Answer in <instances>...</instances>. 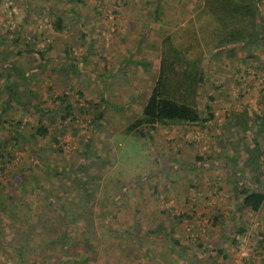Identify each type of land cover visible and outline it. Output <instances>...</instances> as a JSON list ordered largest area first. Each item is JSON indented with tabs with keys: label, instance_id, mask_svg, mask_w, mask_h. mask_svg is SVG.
<instances>
[{
	"label": "rangeland",
	"instance_id": "374dc122",
	"mask_svg": "<svg viewBox=\"0 0 264 264\" xmlns=\"http://www.w3.org/2000/svg\"><path fill=\"white\" fill-rule=\"evenodd\" d=\"M199 2L0 0V72L5 74L9 64L25 72L32 69L37 53L17 54L24 43L35 40L38 48L51 44L43 71L36 76L29 72L23 81L27 92H36L31 104L51 120L30 109L24 112L20 105H13L1 119L15 116L22 124L29 122V127H20L28 134L41 118L53 134L39 137L25 149L8 145L13 157L0 171V192L16 170L30 171L42 187L26 183L32 189L19 188L13 206L0 209V243L7 254L4 264H21L9 252L12 245L24 244L35 235L53 236L48 227L34 229V222L27 228L21 225L27 222L25 216L35 220V213H53L54 207L40 209L47 202V190L63 203L66 216L81 210L79 191L74 189L76 177L86 180L94 195L89 214H83L86 229L71 233L76 255L88 256L81 264H264V204L255 212L238 209L239 196L234 194L242 185L264 191L263 163L256 166L259 183L241 169L242 146L250 145L249 134L256 131L264 106V48L253 52L255 68L245 57L229 66L220 59L210 62L204 58L206 76L199 99L212 112L206 124H158L143 139L123 132L139 114L153 85L162 37L170 32L178 37L182 28L191 25ZM57 16L61 31L53 27ZM137 61L146 62V68L136 65ZM26 91L20 93L29 98ZM62 92L67 94L70 111L60 122L53 111L54 98ZM234 113L238 114L235 125L231 122ZM241 121L247 122L248 130L239 131ZM61 126L66 127L62 134L57 132ZM260 128L258 137L264 148V121ZM88 140L86 149L83 145ZM87 154L90 159L81 170L79 165ZM197 155L200 160L194 159ZM153 157L161 169L156 174L149 171ZM70 167L73 173L66 169ZM54 171L62 174L53 180ZM143 175L147 177L135 183ZM100 200L105 203L101 205ZM220 215L233 224H222ZM127 225L124 234L115 231ZM83 240L89 242L88 249ZM24 245V264H47L49 259L65 256L59 245L53 246L51 255L37 249L40 245ZM217 248L221 250L218 261Z\"/></svg>",
	"mask_w": 264,
	"mask_h": 264
},
{
	"label": "trees",
	"instance_id": "16d2710c",
	"mask_svg": "<svg viewBox=\"0 0 264 264\" xmlns=\"http://www.w3.org/2000/svg\"><path fill=\"white\" fill-rule=\"evenodd\" d=\"M264 0H200L196 5V12L194 13V20L191 25H187L180 30V34L176 37L174 32L165 34L160 42L158 66L156 71V77L153 85L149 91V94L140 108L139 114L135 116L127 125H125L123 132L130 134L137 138L143 139L149 137V132L152 131L158 124H186L190 126L204 125L212 118V112L206 102H202L199 99V90L202 86L205 74V67L203 64L204 58L207 61H216L220 59L222 64L230 65L235 59H241L245 57L250 61L252 68H255L253 52L258 48H264ZM156 5V3H155ZM156 5L155 10L158 11ZM195 9V8H194ZM53 27L57 31L62 29L61 17L57 16L53 22ZM180 39V40H179ZM16 42V40H15ZM35 40H31L28 43H24L20 46L17 54L28 52L37 53V57L33 58L34 65L32 69L25 72V70L18 68L17 66H11L9 64L4 72H0V77L4 75V79L0 84V129L3 131V136L0 137V171L7 167V163L12 159L8 145H14L21 149H25V146L31 147L32 142H35L39 137L43 138L52 134L47 129L46 123L44 124L41 118L37 120V126L32 133L24 134L20 127H29V122L21 123L20 119L15 116H9L7 119H1L3 114H6L13 105H20L23 107L24 112L32 110L36 114H45L46 119L51 120L49 114H46L41 108L31 104V99L36 95V92L29 90L28 92L23 87V83L27 81L29 72H34V76L43 71L46 67L45 53L51 50V44L46 43L43 47H34ZM4 54V53H3ZM2 57V62H3ZM136 65L146 68V62H135ZM64 68L68 70V66ZM12 71L15 79H11L9 72ZM24 81V82H23ZM69 80H66V82ZM68 84V82H67ZM66 84V86H67ZM4 92H1V91ZM21 91L27 92L29 98L21 95ZM56 110L53 115L56 119H60V122L65 119L64 113L70 111V103L67 100V94L61 93V96H56ZM93 105L90 104V107ZM13 111V110H12ZM14 112V111H13ZM49 113V110H48ZM100 115L98 114V117ZM72 120V119H71ZM94 122L95 120H91ZM238 121V114L232 115V123L235 125ZM264 121V106L259 114L258 127L256 131L251 132L250 145L242 146L244 152L243 159L241 161V169L251 173V177L256 183H259V179L255 174L257 164H264V148L261 146L260 139L258 137L261 132L260 125ZM246 121H241L237 125L239 131L248 130ZM64 126H61L57 132L60 134L65 131ZM53 135V134H52ZM48 140H50L48 138ZM88 140L83 146L88 149L90 146ZM33 157L36 155L32 153ZM88 156L80 163L79 168L84 169V161L89 160ZM41 157V156H39ZM105 159V158H104ZM194 159L200 160L201 156H195ZM152 165L149 171L153 174L158 173L159 169L156 164L157 159L153 157ZM105 162V160H102ZM235 163L236 161L233 160ZM68 172L73 173L72 168H66ZM62 171V170H60ZM60 171H54L51 179L54 180L56 174H62ZM88 171V170H87ZM149 172V173H150ZM147 175H143L137 179L140 183ZM99 179L96 175L94 178ZM35 182L34 176L30 171H18L11 172L8 185L0 192V209H5L7 205L13 206L15 203L16 190H30L26 183ZM76 187L75 190L79 191L78 203L81 204V210L75 212L72 216H66L63 208V203L56 201L57 196H50L49 190L46 191V195L43 193V197L48 196L45 206L40 208L46 211L47 207H54L53 213L38 215L35 213V220L33 217L25 216L26 224H21L23 228H27L26 225H36L34 229H41L42 227H48L51 229L53 236L49 239H43L35 235L34 238L29 237V240L25 241L26 244H34L38 246L37 249L43 250V252L50 253L53 250L54 245L61 246L64 249L65 256H62L64 264H81L82 261L87 260L88 256H80L82 253H78L74 250V243H72L71 233L72 231L86 229V219L83 214H89V209L94 202V195L92 193V187L88 185L86 180H82L79 177L75 178ZM39 182L32 183L33 188L40 187ZM1 184V182H0ZM42 187V186H41ZM129 187V186H128ZM154 187V186H153ZM127 188V187H126ZM124 189V192L127 189ZM238 197V209H247L255 212L264 204V191L254 188L253 190L247 189L245 186H240L234 192ZM101 205L105 201L100 200ZM10 206V207H11ZM9 214V213H8ZM91 214V213H90ZM50 216V223H46V219ZM90 216V215H88ZM185 215H181L183 217ZM11 216H8V220L11 221ZM220 215V221L222 224L229 225L233 221L231 219H223ZM9 221V222H10ZM3 220L0 219V224ZM12 223V222H10ZM228 223V224H227ZM129 225V222L127 223ZM4 228L8 231H12V227L8 224H4ZM126 226L125 229L115 230L124 234L130 226ZM226 228V226H225ZM114 231V230H113ZM26 232H24V235ZM81 235V234H80ZM3 236L0 233V240ZM82 240V238H79ZM33 241V242H32ZM175 242L176 240L173 239ZM24 243V244H25ZM22 242L16 245H12V249L9 250L14 256L16 263L24 264L26 260L25 245ZM82 244L85 248H89V242L83 240ZM51 250V251H50ZM220 248L215 251V258L217 260L218 254H220ZM5 248L0 243V259L6 258ZM194 254L188 255L190 260ZM197 259V258H195ZM59 260H47V264L58 263ZM199 261L202 260L199 258ZM215 261V259H214ZM218 261V260H217ZM217 263V262H216ZM211 264H215L211 262Z\"/></svg>",
	"mask_w": 264,
	"mask_h": 264
},
{
	"label": "crops",
	"instance_id": "0c3cea01",
	"mask_svg": "<svg viewBox=\"0 0 264 264\" xmlns=\"http://www.w3.org/2000/svg\"><path fill=\"white\" fill-rule=\"evenodd\" d=\"M264 5V4H263Z\"/></svg>",
	"mask_w": 264,
	"mask_h": 264
}]
</instances>
